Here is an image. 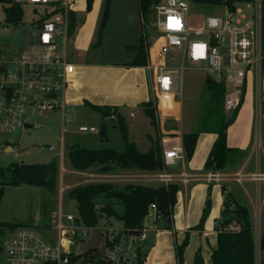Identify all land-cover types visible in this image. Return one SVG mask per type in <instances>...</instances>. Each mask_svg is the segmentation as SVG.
<instances>
[{
    "label": "built area",
    "instance_id": "obj_1",
    "mask_svg": "<svg viewBox=\"0 0 264 264\" xmlns=\"http://www.w3.org/2000/svg\"><path fill=\"white\" fill-rule=\"evenodd\" d=\"M13 2L21 6L29 5L38 18L33 20L31 28L24 30L23 34L35 32V37L18 55L14 50L13 54L7 52L11 45H3L0 49V136H18L21 129L39 127L37 122L29 120L28 110L41 113L62 108L65 91L70 86L74 72V65L66 56L72 1ZM190 2L161 0L151 8L152 21L149 26L140 16L143 30L152 31L157 44L155 54L147 55L144 66L150 97L156 99L179 95L175 86L176 79L180 83L178 72L195 69L203 72L204 77L209 75L225 83L223 111L229 115L240 106L246 73L250 68L261 67V2L245 1L243 8L235 6L233 11L223 7L220 14L205 16L202 26L196 29L189 26L187 18ZM20 24L5 22V25L0 26V34L19 29L17 27ZM221 47H227V64L224 63L225 55L220 52ZM51 94L54 96L51 97ZM76 131L94 134L97 128L82 124L77 126ZM182 156L178 146L162 152L166 167L175 160H181ZM162 172L157 175L159 181L171 182L177 178L164 170ZM181 177L185 181L186 177ZM219 177L216 172L205 174L208 183L217 181ZM257 178L262 179L263 176ZM60 191L63 192L62 186ZM102 207V204L96 207L97 223L94 226L77 223V213L63 214L59 210L50 215L46 227L26 224L12 229L10 237L2 246L6 258L4 264H147L142 246L148 234L154 230L144 224L146 220L153 222L156 219L155 206L150 205L143 226L138 230L113 224V217L107 215ZM93 230L102 239L103 254L96 250L84 252L78 248L90 240ZM51 238L53 242H50ZM254 254L255 264H264V223L255 236Z\"/></svg>",
    "mask_w": 264,
    "mask_h": 264
},
{
    "label": "rangeland",
    "instance_id": "obj_2",
    "mask_svg": "<svg viewBox=\"0 0 264 264\" xmlns=\"http://www.w3.org/2000/svg\"><path fill=\"white\" fill-rule=\"evenodd\" d=\"M70 1L73 3L72 9L77 17V26L66 44V56L69 62H82L91 65L126 62V60L132 57L133 53V50L127 48V44H130L128 42L136 45L141 34L144 35V40L148 42L147 55L149 54V56H151L155 53L157 49V44L154 41L155 34L148 29L143 31L140 17L139 19L137 18L135 25H131L130 19L133 14L126 18L124 16V12L128 10L135 11L138 16L137 0L110 1L109 15L101 32L100 44H97L99 38L98 33L106 0H94L92 9L89 12L85 10V0ZM237 1L238 2L235 3L236 8H243L246 0ZM5 7V4L0 3V26L5 25ZM22 9V21L19 27H17L19 29L13 32L0 34V49L5 44L11 45V48L7 49L9 54H13V48L19 45L24 30L26 28H31L33 26V20L38 18V15L33 13V8L29 5H22ZM223 10L224 8L221 6H210L190 2L187 11L189 26L193 29L199 28L202 26L205 16L217 15ZM151 21L152 18L150 14L146 23L147 26L151 24ZM191 38L200 39V37L197 36H191ZM225 44H227V41ZM220 52L225 55L224 63L227 64V47H221ZM178 74L180 76L179 95L163 96L161 98L155 97L156 99L150 97L155 108L158 129L163 137L174 138L180 137L184 132H197L203 114L202 102L207 97V92L204 88L203 72L189 68L185 69L182 73L178 72ZM215 79L217 80V78ZM69 98H71V96L67 89L65 91V101L62 108L60 107L52 111H43L41 113L28 110L27 116H29V120L37 122L39 127L21 129L18 132V136H16V134H2L0 136V167H7L11 163L45 164L52 158L56 159L58 166L54 191L48 188L28 185L3 187V195L0 200V264H4L6 260L5 254L2 252V246L11 234V229L8 225L21 223L31 226L46 227L49 225L50 215L59 210L62 211L63 214H76L75 202L66 197V192L70 188L94 183L96 180H102L103 182L109 181L108 183L121 186L123 184L135 183V179H137L136 177H124L121 175L122 170L120 168H117L115 172L107 173L109 175H115L108 177H97L92 170L86 172L84 176L71 172L68 159L65 155L69 146L78 144L86 148H112L121 151L124 148V144L121 140L115 118H104L98 112L84 104L85 101L72 103L68 100ZM157 102H159L158 106ZM133 113L136 114L135 119H129L128 115L125 116L124 113L122 114L124 117L128 118L127 120L125 119L128 126V137L129 140L136 143L139 150L144 152V147L149 141L148 137L145 138L146 132H148V136L150 135L153 137L155 136V131L141 109L135 110ZM82 124L95 126L97 132L94 134L78 133L76 128L78 125ZM102 125L106 128V133L103 138H101L99 132ZM200 134L198 137H201V140L197 144L195 157L193 154L189 159H186L184 156L185 165L192 169L203 166L201 163L206 148L204 146L206 142L204 137H211L210 134ZM173 143L174 141L171 144L172 147ZM7 147L11 149L7 150ZM48 147H54L55 149L49 150ZM181 151L183 152V149H181ZM183 154L184 153H182V155ZM166 169L165 167L164 172H166ZM179 170H181L179 161L174 166L168 167V171L170 172ZM171 181L174 182H161L169 184L175 183L177 180L172 179ZM199 183L202 186H200ZM196 185L197 187L194 193L189 192V194H185L181 192L179 194V200L177 196L176 203L172 207L171 229H161L159 224L155 225V223L148 220H146V224H144L145 226H149L152 230L160 228V230L170 231L174 241L173 246L175 243H180L184 239L185 233L188 232V244L183 252V264H186L184 263V253L190 242V233L193 231L197 233L201 232L192 230V227L199 222L208 193V186L205 187V184L203 186V182H198ZM60 186L63 187V192L60 191ZM262 190L264 191V187ZM214 196L213 198L215 200ZM209 199L210 209L208 216L211 214V189ZM115 207L117 214H121L122 208L120 206ZM197 215L198 217L194 223ZM249 220L254 234V218L250 217ZM262 220H264V213L262 215ZM112 222L117 226L121 225V221L116 218H113ZM183 224L189 225L187 230L185 232L182 231L183 233H178ZM49 240L53 242L54 239L51 238ZM148 245L149 242L143 246V250L147 253ZM198 248L199 247H197V249ZM194 253L191 254V263H193Z\"/></svg>",
    "mask_w": 264,
    "mask_h": 264
},
{
    "label": "trees",
    "instance_id": "obj_3",
    "mask_svg": "<svg viewBox=\"0 0 264 264\" xmlns=\"http://www.w3.org/2000/svg\"><path fill=\"white\" fill-rule=\"evenodd\" d=\"M110 1L106 0L105 2L97 44H100L101 32L109 15ZM160 1L137 0L139 16L147 22L152 13V5ZM191 1L197 4L225 7L229 11H233L235 3L238 2L237 0ZM93 2L94 0H85V10L87 12L91 11ZM0 3L6 5L4 8V20L6 23L15 24L22 21L23 9L20 4L13 2V0H0ZM76 26L77 17L74 12H70L69 36L73 34ZM260 39L261 68H263L264 0H261ZM128 48L135 52V56L128 63V66L144 67L147 62L148 48V42L144 40V35L140 36L139 42L136 45ZM204 88L207 92V97L202 102L203 114L200 119L199 129L197 132L182 133L181 145L185 158L189 159L194 152L199 134H214L215 139L202 168L205 172H216L223 170L238 156V151L227 145L226 130L233 121L234 114L239 107L233 111L232 117L227 119L223 111V97L226 91L225 83L207 75L204 77ZM84 104L104 118H115L124 148L118 151L112 148H86L73 144L67 148L65 154L72 170L80 172L92 170L95 173L107 174L115 168L146 172H162L165 169L166 166L163 162L161 146L163 136L158 129L155 108L151 99L138 105L155 131V136H148L150 146L144 152L139 150L135 142L129 140L128 126L124 118L117 112V107L99 106L88 102H84ZM99 132L101 138H103L106 133L104 125L101 126ZM57 172L58 166L55 158H52L45 164L11 163L7 167H0V200L3 195L4 186L28 185L48 188L54 191ZM210 185L208 186L207 199L201 217L199 222L192 227V230H203L210 209ZM178 190L179 186L177 183L158 186L143 184H123L117 186L108 182H94L70 188L66 192V197L75 202L77 223L85 226H94L97 223L95 210L99 204H102V208L107 215L120 220L124 228L138 230L142 228L149 207L153 204L157 216L153 223L155 225L159 224L161 229H171L172 207L176 203ZM222 192L224 191L222 190ZM115 206L122 208L121 214H117ZM22 225L26 224H10L8 227L12 230ZM214 229L216 232V245L211 250V264H255L254 236L246 207L234 202L228 195H225ZM187 244L188 232L185 233V237L180 243L174 244L176 264H183V252ZM192 264H203L199 248L194 253Z\"/></svg>",
    "mask_w": 264,
    "mask_h": 264
},
{
    "label": "crops",
    "instance_id": "obj_4",
    "mask_svg": "<svg viewBox=\"0 0 264 264\" xmlns=\"http://www.w3.org/2000/svg\"><path fill=\"white\" fill-rule=\"evenodd\" d=\"M130 15L136 17L135 20L131 22V25H135L137 18L139 19L140 16L139 14L137 16L136 12L132 10L124 12L125 18ZM128 43L130 44H127V48L135 45L131 42ZM132 52V57L126 60V62H116L105 65H91L82 62L73 63L74 72L70 86L68 87V93L71 98L68 100L72 103L85 101L99 106L117 107V112L124 120L128 118L135 119L136 114L133 112L141 109L138 107L140 103L150 99V90L147 73L144 67L128 66V63H130L135 56V52ZM123 113L125 116L128 115V118L124 117L122 115ZM232 115L233 112L226 115V118L229 119ZM234 115L233 121L226 130V141L229 147L238 151V156L223 170L216 171V173L220 175L217 181L208 183L205 178L207 172L203 170L202 166L196 169L187 167L184 163V154L181 160H175L172 165H169L174 166L179 161L181 170L170 172L168 171L169 166L166 167V172H170L177 177L175 178V180H177L175 183L179 186L177 193L178 200L181 192L185 194H189V192L194 193L198 182H203V186L205 184V187L211 184V214H209L206 219L204 228L200 233L195 231L190 233V242L184 253V263L186 264H192L191 254L195 252L197 247L201 250L203 264H211V250L215 248L216 245V232L214 226L219 217L225 195H228L234 202L246 207L248 209L249 219L250 217L254 218V240L260 225L264 223V220H262V215L264 213V191L262 190L264 187V66L263 68H250L246 73L242 101ZM108 119L113 118L111 117ZM147 134L148 132H146L145 138L148 137ZM201 134L211 135V137H204L206 141L204 146L206 148L201 163L203 165L215 139V135L211 133ZM200 140L201 137H198L193 153L194 157L197 152V144ZM173 141V146H178L182 149L180 136L174 138L163 137L161 140L162 150L171 148ZM147 143L145 147L143 146L145 149L144 151L150 146V141ZM10 149V147H7V150ZM116 170L117 168L113 169L112 172ZM121 170V175L124 177L137 178L135 179V183L132 184L150 186L166 184L157 180V175L161 172H146L134 169ZM71 172L84 176L88 171L80 172L71 169ZM94 175L97 177H108L114 174L94 173ZM181 176L186 177L185 181H183ZM259 176H263V178H257ZM95 182L103 181L96 180ZM222 190L224 192H222ZM197 217L198 215L194 223ZM188 226L187 224H183L178 233L185 232ZM154 231L148 234V238L143 244L144 246L149 242L147 246L148 253L143 250L142 246V254L146 257L147 264H176L173 246L174 241L171 232L158 228ZM151 237L152 239L150 240Z\"/></svg>",
    "mask_w": 264,
    "mask_h": 264
},
{
    "label": "water",
    "instance_id": "obj_5",
    "mask_svg": "<svg viewBox=\"0 0 264 264\" xmlns=\"http://www.w3.org/2000/svg\"><path fill=\"white\" fill-rule=\"evenodd\" d=\"M135 16L131 17V22L135 20ZM35 37V32L33 31H27L26 33H24L21 38H20V43L18 46L14 47L13 50L15 52L16 55H18L20 53V51L25 47V45L33 38ZM4 46L9 47V44H5ZM176 90H179V82L178 79H176ZM54 95L51 94V97H53ZM28 127V125L26 126ZM79 249L82 251H88V250H96L98 251L100 254H103V249H104V244L102 242L101 237L99 236V234L96 231H92L91 232V238L89 241H87L84 244H80L79 245Z\"/></svg>",
    "mask_w": 264,
    "mask_h": 264
}]
</instances>
